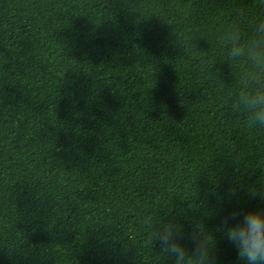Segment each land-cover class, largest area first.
Returning <instances> with one entry per match:
<instances>
[{
    "label": "trees",
    "instance_id": "16d2710c",
    "mask_svg": "<svg viewBox=\"0 0 264 264\" xmlns=\"http://www.w3.org/2000/svg\"><path fill=\"white\" fill-rule=\"evenodd\" d=\"M260 23L264 0H0V264H174L150 210L243 264L219 229L264 210V129L221 37Z\"/></svg>",
    "mask_w": 264,
    "mask_h": 264
},
{
    "label": "clouds",
    "instance_id": "9594fccd",
    "mask_svg": "<svg viewBox=\"0 0 264 264\" xmlns=\"http://www.w3.org/2000/svg\"><path fill=\"white\" fill-rule=\"evenodd\" d=\"M221 43L227 49V61L245 63L239 77V91L229 97V107L234 114L246 116L249 129H264V23H260L254 35L243 40L236 26L225 30ZM255 187L249 195L256 196ZM150 231L145 233L143 244L147 248L163 252V257L174 258V264H217L214 238L196 227L192 235L193 245L188 249L181 242L182 226L173 220L156 226L157 216L144 213ZM228 243L237 250V260L243 264H264V210H249L243 214L224 217L219 229Z\"/></svg>",
    "mask_w": 264,
    "mask_h": 264
}]
</instances>
